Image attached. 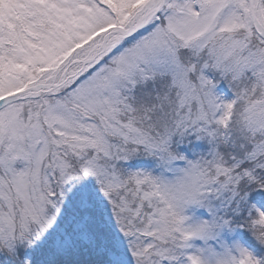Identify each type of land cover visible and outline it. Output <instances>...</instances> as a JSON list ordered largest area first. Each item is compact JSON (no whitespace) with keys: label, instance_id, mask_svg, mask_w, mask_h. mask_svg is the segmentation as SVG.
<instances>
[{"label":"snow or ice","instance_id":"snow-or-ice-1","mask_svg":"<svg viewBox=\"0 0 264 264\" xmlns=\"http://www.w3.org/2000/svg\"><path fill=\"white\" fill-rule=\"evenodd\" d=\"M0 264H264V0H0Z\"/></svg>","mask_w":264,"mask_h":264}]
</instances>
